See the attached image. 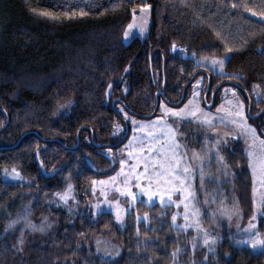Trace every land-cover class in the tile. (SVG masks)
<instances>
[{
	"label": "trees",
	"instance_id": "16d2710c",
	"mask_svg": "<svg viewBox=\"0 0 264 264\" xmlns=\"http://www.w3.org/2000/svg\"><path fill=\"white\" fill-rule=\"evenodd\" d=\"M148 4L149 35L126 45L133 10ZM258 13L264 0H0V264H172L178 251L183 264L191 255L202 261L205 253L191 249L194 232L173 228V206L139 202L120 226L111 212L94 216L78 206L82 211L71 217L52 201L68 184L81 198L96 179L119 169L102 151L130 136L109 146L123 135L114 134L117 107L144 118L158 91L178 102L186 83L202 74L190 55L226 58L225 74L209 70L207 97L233 81L247 104L260 90L262 110L264 16ZM70 99L72 114L55 122L54 112ZM225 154L236 169L246 223L253 212L248 159L240 142ZM5 170L21 179H5ZM22 201L32 202L35 220L48 215L56 222L53 230L26 232L23 250L20 227L9 229ZM259 231L264 238V216ZM104 240L120 248L116 257L100 255ZM225 251L232 253L228 261ZM214 256L210 264H264V249L237 248L227 237Z\"/></svg>",
	"mask_w": 264,
	"mask_h": 264
},
{
	"label": "rangeland",
	"instance_id": "374dc122",
	"mask_svg": "<svg viewBox=\"0 0 264 264\" xmlns=\"http://www.w3.org/2000/svg\"><path fill=\"white\" fill-rule=\"evenodd\" d=\"M151 11L149 4L133 10L129 23L132 28L128 25L123 36L126 45L136 37L145 38L149 35ZM140 25H143L142 31ZM190 56L195 59L197 65L203 67L202 69L207 68L214 73L225 74L224 65L221 69L218 64L214 65L211 61L224 60L225 64L226 58ZM232 82L211 90L210 96L207 97L210 81L208 76L202 73L188 88L183 103L176 105V102L163 99L159 105V113L150 118L139 117L123 104L118 106L121 118L115 123L114 134L116 138L123 134L120 140L124 137L126 126L124 128L121 122L125 120L130 123V136L123 145L106 147L102 151L118 162L119 169L108 177L96 179L91 189L81 198L78 197L74 186L68 184L62 191L55 193L52 204L63 208L71 217L78 215L82 211L81 208L94 216L102 212H111L120 226L124 225L127 214L132 212L139 202L149 206L154 204L173 206L175 208L173 215L175 220L172 217L173 228L183 232L193 231L192 251L199 249L206 255L202 261L191 255L189 264H210V259H216L214 255L219 254L226 237L229 238L230 244L237 248L248 247L255 253L263 251L264 247L254 248L250 243L257 233L263 238L259 231V222L264 216V112L259 114L261 110L257 111L262 94L256 88L253 101L247 104L239 93L240 87ZM211 102L212 105H209ZM74 105L73 99L59 105L52 116L53 120L56 122L72 114ZM169 109L180 112L181 115H175L168 111ZM240 111L247 117V124L256 129V137L246 135L238 127V124L243 123V118L236 115ZM233 120L237 123L233 124ZM169 127L175 130L176 139L182 146L177 149L178 155L182 157L177 175L183 178V183L173 181L169 184L162 179L157 187L153 166L155 165L156 171L161 172L163 177L160 163L165 157L159 149L161 146L169 145L167 135ZM239 142L248 159L252 180L253 212L246 223L243 221V210L234 190L236 169L229 164L225 154L226 149ZM145 165L148 166L147 172L144 170ZM184 167H188L189 172H183ZM4 177L7 180L21 179L20 173L14 170H5ZM145 177H152L151 184ZM141 186L156 193L151 201L146 194H140ZM184 189L191 195H187ZM130 193H137L135 201ZM168 193H171L170 197ZM161 195L163 199L160 198ZM78 206L81 207L80 210ZM31 208V201H22L20 210L12 221L15 222L11 226L13 229L15 225L20 227L18 245L21 250L25 248L29 238L27 234H40L56 227V222L48 215L35 220ZM118 209L120 219L117 218ZM146 217L144 215L139 219ZM250 224L253 225L252 228L249 227ZM26 232L28 233L25 234ZM225 232L228 235H225ZM205 239H208L207 244L204 243ZM99 245L101 247L99 253L104 259L114 258L120 253V248L108 240L99 241ZM179 254L180 251L176 252L172 264L184 263L180 260ZM223 255L227 261L232 257L230 251H225Z\"/></svg>",
	"mask_w": 264,
	"mask_h": 264
},
{
	"label": "snow or ice",
	"instance_id": "6c2138e0",
	"mask_svg": "<svg viewBox=\"0 0 264 264\" xmlns=\"http://www.w3.org/2000/svg\"><path fill=\"white\" fill-rule=\"evenodd\" d=\"M84 13H80V15H83ZM258 15L264 16V13H258ZM129 28H132V25H129ZM140 30H143V25H140ZM125 36H128V33H125ZM212 64H218L221 69L223 68L224 65V60H216L213 59L211 61ZM235 91V89H233V92ZM187 107V106H186ZM168 111L173 112L175 115H181L180 112H176L175 110L169 109ZM194 115V113H191ZM237 116H240L243 118V123L238 124V127L241 129V131H243L246 135H250L251 137H256L257 133H256V129L253 128L251 125L247 124V117L244 115L243 111H240L239 113H236ZM207 119V118H205ZM223 122V121H222ZM233 124H236L237 121L233 120L232 121ZM168 139H169V145L167 147L161 146V148L159 149L160 152L164 153V161L162 163H160V167L162 169L163 172V177L161 176V172H157L155 165L153 166V172L155 173V177H156V183H157V187L160 185V183L162 182V179L166 182L171 184L173 181H180L181 184L183 183V178L177 175V170L180 169V160L182 159V157H180L177 153V149L181 148L182 146L179 144V141L176 139V134H175V130L171 129V127L168 128ZM227 135V134H225ZM185 151L187 149H184ZM197 158H199L198 154ZM145 172L148 171V166L145 165ZM183 172L187 173L189 172V168L188 167H184L182 169ZM170 177L171 179H166ZM146 179H148L149 183L151 184V180L152 177H145ZM71 187V186H70ZM123 191V190H122ZM185 193L187 195H191V193H187V189H184ZM141 195L146 194L148 196V200L151 201V198L153 195H156L155 192H152L150 190L145 189L143 186H141ZM133 201L136 200L137 198V193H130ZM169 197L171 196V193H168ZM161 199H163V196L161 195L160 197ZM118 205V202H117ZM187 207V206H186ZM117 218L120 219V214H119V209L117 211ZM187 212L185 213V219L187 220ZM173 219L175 220V217H173ZM13 224L15 222H12ZM12 224L9 225V227H11ZM187 226V225H185ZM250 228L253 227V225H249ZM206 233V230H205ZM207 234V233H206ZM22 242V241H21ZM205 244L208 243V239H205L204 241ZM250 243L252 245V247H264V238H261L260 235L257 233L256 237L252 240H250Z\"/></svg>",
	"mask_w": 264,
	"mask_h": 264
},
{
	"label": "water",
	"instance_id": "95a60500",
	"mask_svg": "<svg viewBox=\"0 0 264 264\" xmlns=\"http://www.w3.org/2000/svg\"><path fill=\"white\" fill-rule=\"evenodd\" d=\"M174 51H175V50H173V52H174ZM208 78H209V81H210V76H208ZM193 79H194V76H193V77H192V78L186 83V85H185V87H184V89H183V91H182V95H181L180 100H179L178 102L175 103L176 105H179V104L183 103L184 98H185L186 87H187V86L193 81ZM209 85H210V84H209ZM208 90H209V88H208ZM159 96H161V97H162L163 99H165V100H168V99L165 97L163 91H158V92L156 93V104H155V108H154L153 112H152L151 114H149V115H144V118H150V117L155 116V114H156V112H157V110H158V108H159V105H160ZM116 101H117V100H114V101H113V104H112L113 107L115 106V102H116ZM212 103H213V102L209 103V105H212ZM263 112H264V109L261 110L259 114H262ZM249 114H250V110H249ZM259 114H258V115H259ZM8 122H9V120L7 119V122H6L5 126L8 124ZM125 122H126V121H125ZM129 132H130V131H129V125H128L127 122H126V133H125L124 137H123L119 142H117V143H115V144H109V146H116V145H119L120 143H122V142L128 137ZM79 144H80V139H79V134H78V136H77V144H76V146H74V148L78 147ZM102 146H104V145H103V144H97V147H98V148H101Z\"/></svg>",
	"mask_w": 264,
	"mask_h": 264
},
{
	"label": "flooded vegetation",
	"instance_id": "af4514ba",
	"mask_svg": "<svg viewBox=\"0 0 264 264\" xmlns=\"http://www.w3.org/2000/svg\"><path fill=\"white\" fill-rule=\"evenodd\" d=\"M202 68H203V67H202ZM202 68L200 69V72H201V73H205L207 76H210V75H209V69H207V68H206V69H202Z\"/></svg>",
	"mask_w": 264,
	"mask_h": 264
}]
</instances>
